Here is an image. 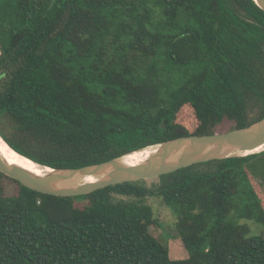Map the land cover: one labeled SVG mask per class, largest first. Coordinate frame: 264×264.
<instances>
[{
  "label": "trees",
  "instance_id": "obj_1",
  "mask_svg": "<svg viewBox=\"0 0 264 264\" xmlns=\"http://www.w3.org/2000/svg\"><path fill=\"white\" fill-rule=\"evenodd\" d=\"M0 5V135L41 165L99 163L264 117V10L255 0ZM262 152L72 196L0 171V264H264V237L240 222L264 223L248 170ZM11 179L15 195L6 193ZM153 196L175 212L188 258H171L151 233Z\"/></svg>",
  "mask_w": 264,
  "mask_h": 264
},
{
  "label": "water",
  "instance_id": "obj_2",
  "mask_svg": "<svg viewBox=\"0 0 264 264\" xmlns=\"http://www.w3.org/2000/svg\"><path fill=\"white\" fill-rule=\"evenodd\" d=\"M255 1L264 10V0ZM263 150L264 117L246 127L214 134L183 135L80 167L45 166L16 151L40 167V170L32 169L10 161L0 150V171L39 192L72 196L112 184L152 179L200 162L245 156ZM135 153H140L134 159L137 161H128L127 157Z\"/></svg>",
  "mask_w": 264,
  "mask_h": 264
},
{
  "label": "rangeland",
  "instance_id": "obj_3",
  "mask_svg": "<svg viewBox=\"0 0 264 264\" xmlns=\"http://www.w3.org/2000/svg\"><path fill=\"white\" fill-rule=\"evenodd\" d=\"M198 123L191 126L195 129ZM8 133V130L5 131ZM248 170L252 180L258 185L257 191L261 197L264 208V152L255 156L248 164ZM12 180V179H11ZM7 180L6 193L15 195L19 192V185L14 180ZM82 204L81 202H79ZM150 203L154 209V216L158 220L150 227L151 233L156 236L163 244L168 245L170 257L173 259H184L190 256L188 249L183 244L177 231V216L173 209L162 201L159 196L150 198ZM241 223L246 224L249 228V236L264 237V223L254 219H242Z\"/></svg>",
  "mask_w": 264,
  "mask_h": 264
},
{
  "label": "bare ground",
  "instance_id": "obj_4",
  "mask_svg": "<svg viewBox=\"0 0 264 264\" xmlns=\"http://www.w3.org/2000/svg\"><path fill=\"white\" fill-rule=\"evenodd\" d=\"M0 150L10 161L32 169L40 170V167L38 165H36L34 162L27 159L26 157L21 156L14 149H12L1 135H0ZM139 155L140 153L131 154L130 156L127 157V160L130 162H135L137 160L134 159L139 157Z\"/></svg>",
  "mask_w": 264,
  "mask_h": 264
}]
</instances>
